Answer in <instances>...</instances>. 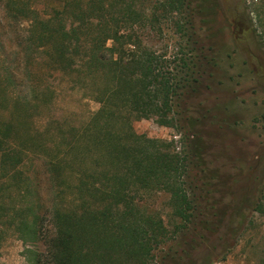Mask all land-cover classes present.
Wrapping results in <instances>:
<instances>
[{"label":"trees","instance_id":"16d2710c","mask_svg":"<svg viewBox=\"0 0 264 264\" xmlns=\"http://www.w3.org/2000/svg\"><path fill=\"white\" fill-rule=\"evenodd\" d=\"M147 1L0 0V61L13 55L22 70L12 100L0 77V250L16 236L33 246L25 251L29 264H155L154 252L169 232L159 215L142 210L136 195L168 192L183 223L200 215L194 180L184 179L205 171L203 145L184 156L171 143L137 135L132 123L156 118L174 127V100L186 75L199 74L207 53H215L192 35L197 22L214 16L217 0H163L160 6L185 41L170 57L140 41ZM246 9L264 49V0ZM10 42L15 51L9 55ZM57 74L78 75L99 111L80 124L73 114L54 115L57 90L48 79ZM31 158H40L48 174L44 203L22 171ZM16 194L21 205L14 203ZM256 211L264 215L263 205Z\"/></svg>","mask_w":264,"mask_h":264},{"label":"rangeland","instance_id":"374dc122","mask_svg":"<svg viewBox=\"0 0 264 264\" xmlns=\"http://www.w3.org/2000/svg\"><path fill=\"white\" fill-rule=\"evenodd\" d=\"M255 1L217 0L214 16L206 17L207 23L197 22L193 41L212 47L216 61L207 53L201 72L186 75L183 93L174 100V127H163L156 118L132 123L137 135L160 140L163 146L171 143V150L184 156H190L199 143L205 152V171L194 174L196 181L192 176L184 179L194 180L197 187V199L192 198L200 215L193 222L183 223L174 215L168 192L149 190L136 195L142 210L159 215L169 232V239L154 252L155 264H264V215L256 211L259 205L264 207V49L254 38L246 9ZM162 2L147 1V19L138 36L147 50L170 57L185 41L175 32L174 19L165 15ZM6 47L9 55L15 51L11 42ZM182 66L177 62L180 77L184 76ZM21 76L13 55L1 58L0 77L12 90L10 100L20 91L15 82ZM77 76L57 74L48 80L57 90L53 114H73L80 124L101 105ZM22 171L41 193L43 203L49 200L42 160L28 159ZM15 197L14 203L21 205L22 196ZM32 247L16 236L7 237L0 264H29L25 251Z\"/></svg>","mask_w":264,"mask_h":264}]
</instances>
